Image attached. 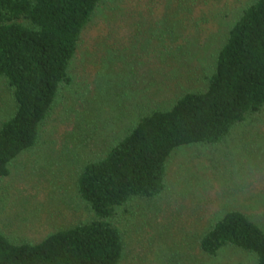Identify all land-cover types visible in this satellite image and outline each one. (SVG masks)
<instances>
[{"label":"rangeland","instance_id":"obj_1","mask_svg":"<svg viewBox=\"0 0 264 264\" xmlns=\"http://www.w3.org/2000/svg\"><path fill=\"white\" fill-rule=\"evenodd\" d=\"M255 0H102L84 29L34 147L0 179V233L15 243L96 218L79 195L88 162L103 158L155 108L187 91H205L217 54ZM17 110L0 80V127ZM238 209L264 229V112L248 116L217 144L173 151L165 189L134 197L111 219L124 241L121 264H257L226 247L206 254L202 235Z\"/></svg>","mask_w":264,"mask_h":264},{"label":"trees","instance_id":"obj_2","mask_svg":"<svg viewBox=\"0 0 264 264\" xmlns=\"http://www.w3.org/2000/svg\"><path fill=\"white\" fill-rule=\"evenodd\" d=\"M102 0H0V80L13 88L17 110L0 127V179L34 147L63 84L82 33ZM264 112V0L247 6L217 54L205 91H187L155 108L101 159L88 162L78 191L96 218L39 242L15 243L0 233V264H121L122 232L111 219L134 197L165 189L166 164L179 147L217 144L248 116ZM216 256L234 247L264 264V229L241 210L221 216L200 239Z\"/></svg>","mask_w":264,"mask_h":264}]
</instances>
